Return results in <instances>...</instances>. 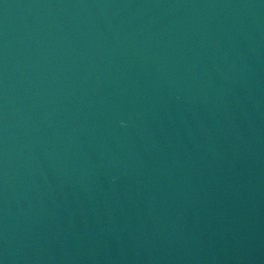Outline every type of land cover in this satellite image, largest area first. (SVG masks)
<instances>
[{
	"label": "water",
	"instance_id": "1",
	"mask_svg": "<svg viewBox=\"0 0 264 264\" xmlns=\"http://www.w3.org/2000/svg\"><path fill=\"white\" fill-rule=\"evenodd\" d=\"M0 264H264V0H0Z\"/></svg>",
	"mask_w": 264,
	"mask_h": 264
}]
</instances>
